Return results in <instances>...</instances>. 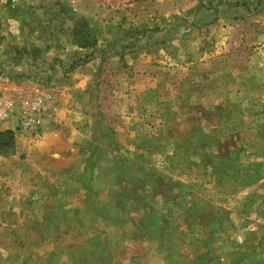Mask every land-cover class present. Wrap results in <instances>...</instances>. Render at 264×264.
Returning a JSON list of instances; mask_svg holds the SVG:
<instances>
[{"label":"rangeland","instance_id":"rangeland-1","mask_svg":"<svg viewBox=\"0 0 264 264\" xmlns=\"http://www.w3.org/2000/svg\"><path fill=\"white\" fill-rule=\"evenodd\" d=\"M0 264H264V0H0Z\"/></svg>","mask_w":264,"mask_h":264},{"label":"trees","instance_id":"trees-1","mask_svg":"<svg viewBox=\"0 0 264 264\" xmlns=\"http://www.w3.org/2000/svg\"><path fill=\"white\" fill-rule=\"evenodd\" d=\"M15 135L16 133L12 129L0 130V153L12 148Z\"/></svg>","mask_w":264,"mask_h":264}]
</instances>
